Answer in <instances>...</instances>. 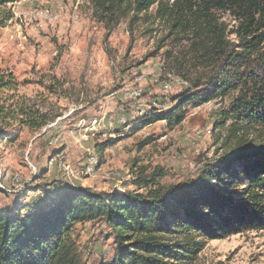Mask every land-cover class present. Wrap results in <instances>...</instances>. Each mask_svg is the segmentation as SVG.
<instances>
[{
	"label": "rangeland",
	"instance_id": "1",
	"mask_svg": "<svg viewBox=\"0 0 264 264\" xmlns=\"http://www.w3.org/2000/svg\"><path fill=\"white\" fill-rule=\"evenodd\" d=\"M7 9L0 72L12 75L13 88L0 90L9 115L0 124L8 134H0L1 209L46 202L63 185L133 191L138 173L155 167L161 185H175L233 148L230 120H220L229 97L183 105L179 123L144 124L181 103L189 87L174 76L175 58L190 61L186 42L154 18L155 7L121 21L107 39L91 0H19ZM221 20L236 26L227 14ZM251 136L264 145V133ZM108 140L116 143L104 148ZM90 156L96 165L88 174ZM72 236L84 264L113 256L103 223L75 225ZM194 264H264V230L207 241Z\"/></svg>",
	"mask_w": 264,
	"mask_h": 264
},
{
	"label": "trees",
	"instance_id": "2",
	"mask_svg": "<svg viewBox=\"0 0 264 264\" xmlns=\"http://www.w3.org/2000/svg\"><path fill=\"white\" fill-rule=\"evenodd\" d=\"M17 1L0 0V28L12 16L7 6ZM91 4L105 39L121 21L155 7L154 18L186 42L189 63L175 58L179 65L174 76L189 83L181 103L144 124L179 123L183 105L229 97L220 120H230L227 138L235 141L233 148L204 166L195 179L175 185H161L164 173L155 167L138 173L133 191L108 193L63 185L46 202L43 198L21 205L19 200L12 208H0V264H84L72 228L86 223H103L113 237V256L99 264H194L207 241L241 230H264V145L248 137L264 133V0ZM225 14L236 23L234 28L221 20ZM12 88V75L0 72V90ZM5 102L0 98V124L9 118ZM6 127L0 134L8 135ZM115 143L108 140L103 147ZM28 188L25 194L34 190Z\"/></svg>",
	"mask_w": 264,
	"mask_h": 264
},
{
	"label": "bare ground",
	"instance_id": "3",
	"mask_svg": "<svg viewBox=\"0 0 264 264\" xmlns=\"http://www.w3.org/2000/svg\"><path fill=\"white\" fill-rule=\"evenodd\" d=\"M95 165H96V158L94 156L88 157V161H87V166H88L87 172H88V174L93 172V168L95 167Z\"/></svg>",
	"mask_w": 264,
	"mask_h": 264
},
{
	"label": "built area",
	"instance_id": "4",
	"mask_svg": "<svg viewBox=\"0 0 264 264\" xmlns=\"http://www.w3.org/2000/svg\"><path fill=\"white\" fill-rule=\"evenodd\" d=\"M176 82V81H175Z\"/></svg>",
	"mask_w": 264,
	"mask_h": 264
},
{
	"label": "crops",
	"instance_id": "5",
	"mask_svg": "<svg viewBox=\"0 0 264 264\" xmlns=\"http://www.w3.org/2000/svg\"><path fill=\"white\" fill-rule=\"evenodd\" d=\"M49 188V187H48Z\"/></svg>",
	"mask_w": 264,
	"mask_h": 264
}]
</instances>
